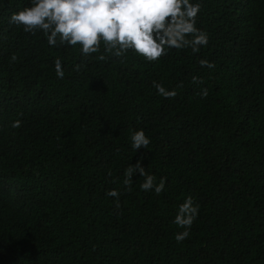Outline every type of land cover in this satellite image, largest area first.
Returning <instances> with one entry per match:
<instances>
[{
	"label": "trees",
	"instance_id": "16d2710c",
	"mask_svg": "<svg viewBox=\"0 0 264 264\" xmlns=\"http://www.w3.org/2000/svg\"><path fill=\"white\" fill-rule=\"evenodd\" d=\"M192 2L208 45L153 63L52 47L9 22L30 0H0V264H264V0ZM141 160L167 178L159 195L139 173L123 184ZM189 195L199 215L177 242Z\"/></svg>",
	"mask_w": 264,
	"mask_h": 264
},
{
	"label": "clouds",
	"instance_id": "9594fccd",
	"mask_svg": "<svg viewBox=\"0 0 264 264\" xmlns=\"http://www.w3.org/2000/svg\"><path fill=\"white\" fill-rule=\"evenodd\" d=\"M201 11L202 4L192 0H30V6L13 13L9 22L22 27L25 33L36 35L42 32L52 47L79 46L84 57L100 53L103 47L104 53L117 58L132 51L154 63L167 56L171 49L191 48L193 53H199L202 46L208 45V34L196 26ZM96 58L105 61L107 55ZM17 59L15 54L10 58L11 62ZM199 63L202 67H214L207 60L202 59ZM54 64L57 77L63 79L65 72L61 59L57 58ZM81 67L77 64L74 70L78 72ZM192 83L202 84L203 80L193 76ZM153 87L164 98L177 95L175 90L170 91L156 81H153ZM200 95L206 97L207 89H203ZM19 126L20 121L14 122L13 127ZM131 141L136 151L148 148L151 143L143 130H134ZM137 173L143 178L141 190L154 189L159 195L165 189L167 178H161L157 184L156 177L142 166L141 160L135 166L129 165L124 172L123 184L128 191H131L132 178ZM106 195L116 197L119 207L118 191L110 190ZM198 215L199 206L191 195L187 196L179 205L173 221L185 229L175 235L177 242L189 237Z\"/></svg>",
	"mask_w": 264,
	"mask_h": 264
}]
</instances>
